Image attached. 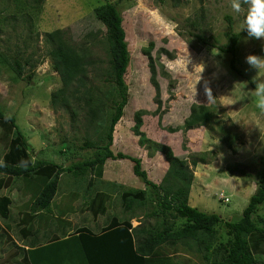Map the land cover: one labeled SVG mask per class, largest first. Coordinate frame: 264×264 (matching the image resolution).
Instances as JSON below:
<instances>
[{
	"label": "trees",
	"instance_id": "trees-1",
	"mask_svg": "<svg viewBox=\"0 0 264 264\" xmlns=\"http://www.w3.org/2000/svg\"><path fill=\"white\" fill-rule=\"evenodd\" d=\"M12 1L14 11H11V0L0 10V36L5 25L10 24L14 28L19 20L28 24L30 35L22 37L23 45L16 43L14 49L10 45L7 50L0 51V63L12 73L13 80H30L35 68L43 61L35 59V51L28 52L27 49L31 45L32 34L37 36L35 41L40 38L36 26L44 0ZM121 1H109L94 8L96 20L105 28L106 66H98L99 60L89 40L76 42L64 28L47 31L44 35L48 47L46 53L62 83L51 93V105L56 110L60 107L69 110L73 122L83 123L86 132L81 144H66L67 153L59 150L65 155L64 162L37 158L15 114L0 107V142L5 149L0 159V189L20 182L19 189L25 196L29 195L21 208L22 216L17 226L30 247L28 254L18 262L40 264L43 258L44 264H264V155L254 174L244 171L239 164L227 167L231 175L244 171V175L254 176L257 182V189L241 217L231 219L201 210L190 203L194 169L188 159L176 155L170 145L154 143L152 146L162 152L170 164L161 183L149 178L141 157L115 153L112 149L114 133L130 100L127 74L131 52L119 6ZM175 1L180 4L182 0ZM205 17L201 13L188 19L193 28L189 33L197 38L198 44L217 46L230 53V71L244 76L236 65L242 33L234 31L233 15L225 16L229 21V29L225 32L228 41L221 45L218 39L211 41L207 37ZM97 34L98 31H91L86 35L97 37ZM154 47L152 41L143 47V53L149 59L151 79L157 90L159 107L155 115L163 103ZM163 51L171 54L163 48L158 52V58ZM27 69L29 73H26ZM92 74L102 80V84L95 83V78L91 79ZM163 74L168 76L166 72ZM145 114H148L145 109H138L133 126L143 146L151 142L142 129ZM200 126L218 131L222 142L229 149L236 150L238 134L226 126L224 118H218L215 105L194 102L182 124L166 129L177 133ZM91 149L93 154L91 152L83 158L82 152ZM213 152L194 154L191 163L197 166ZM118 158L134 161L133 171L145 180V188H125L120 182L104 179L108 160ZM66 160L71 161L67 166ZM65 173L74 179L76 190L73 192L59 190ZM115 194L121 198L123 210L113 214L108 208ZM60 195L64 198L58 202L56 198ZM80 198L84 200L80 206L90 210L95 217L105 216L100 230L82 226L68 231L70 233L65 231L72 225L66 217L77 210L74 201ZM13 203L11 195L0 194L2 218L11 219ZM135 217H139L142 223L134 226L132 219ZM223 227L225 233L221 231ZM1 234V238L5 235L12 240L7 230ZM183 254H189V257L185 258ZM190 255L199 261L195 262ZM12 256L16 257L15 254Z\"/></svg>",
	"mask_w": 264,
	"mask_h": 264
},
{
	"label": "rangeland",
	"instance_id": "rangeland-1",
	"mask_svg": "<svg viewBox=\"0 0 264 264\" xmlns=\"http://www.w3.org/2000/svg\"><path fill=\"white\" fill-rule=\"evenodd\" d=\"M7 1L0 0V10L7 5ZM109 1L116 3L119 0H44L36 26L40 38L35 41L37 36L32 34L31 45L27 49L28 52L35 51V59L43 60L35 68L33 77L30 80H13L12 73L0 63V107L15 114L17 123L37 158L64 162L65 155L59 150L63 149L67 153L66 144L79 145L86 136L84 124L73 122L69 110L61 107L56 110L51 105V93L61 87L62 83L46 53L48 47L44 35L56 28L67 29L76 42L87 39L93 43L99 60L98 66H106L108 57L105 28L96 20L94 8ZM119 6L131 52L127 74L130 100L114 133L112 149L115 153L123 152L141 157L149 178L161 183L170 164L166 156L152 146L154 143L170 145L175 154L187 158L190 167L194 169L190 203L207 212H216L231 219L240 218L257 189L255 177L244 175V171L254 174L264 155V112L256 107L253 94L256 87L253 78L264 79V72L258 74L245 62V58L249 54L264 57V39L248 37L246 29L243 30L244 13L233 12L231 0H182L180 4H176L175 0H122ZM11 9L15 10L12 0ZM201 13L206 15L204 29L207 30V37L211 41L218 39L220 45L228 41L225 32L229 29V21L225 16L233 15V29L242 33L236 65L244 76L230 71V53L221 51L217 46L198 44L197 38L189 33L193 28L188 19ZM12 26H4L5 31L0 36V51L7 50L10 45L14 49L16 43L23 45V39L30 35L26 22L19 20L16 27ZM91 31H98L97 37L86 35ZM152 41L155 44L153 56L157 58L160 98L163 103L161 110L155 115L154 112L159 107L157 90L151 79L149 59L143 53V47ZM163 48L171 54L163 51L158 58V52ZM29 72L27 69L26 73ZM91 77L92 80L95 78L93 74ZM94 81L102 84V80L97 78ZM206 81L211 82L214 98L210 101L204 94ZM194 102L217 107L218 118H224L226 126L238 134L236 150L229 149L222 142L221 133L207 126L177 133L166 129L182 124ZM138 109L148 112L144 116L142 129L151 142L144 146L140 143V136L133 131L135 112ZM4 151L0 142V159ZM207 151L214 152L208 155L205 162L200 161L197 166L191 163L194 154ZM91 152L93 154L92 149L82 152V157ZM70 162L66 160L65 165ZM237 164L244 171L233 176L227 167ZM133 167L134 161L129 158L110 159L105 165L104 179L120 182L125 188H145V180L134 173ZM72 180L74 179L65 173L59 190L66 193L75 191L76 184ZM16 184L0 189V194H9L14 199L11 219L6 220L0 216V234L4 235V230H7L12 239L16 238L20 243L17 223L21 208L29 195L25 196L19 189L20 182ZM63 198L60 195L57 200L60 202ZM79 201L75 204L76 208L82 207L80 205L84 200L80 198ZM108 209L113 214L122 212V200L117 194ZM83 218L92 219V216L89 211H77L70 215L75 226L81 225ZM100 221H105V216ZM141 223L139 217L132 219L134 226ZM221 231L225 233L224 227ZM15 244L17 242L7 239L5 235L0 237V264L6 260L14 264L15 259L19 260L15 257L13 261L9 257ZM183 257H189V254H183ZM194 260L199 261L197 258Z\"/></svg>",
	"mask_w": 264,
	"mask_h": 264
},
{
	"label": "clouds",
	"instance_id": "clouds-1",
	"mask_svg": "<svg viewBox=\"0 0 264 264\" xmlns=\"http://www.w3.org/2000/svg\"><path fill=\"white\" fill-rule=\"evenodd\" d=\"M231 8L237 14L244 13L243 30L246 29L249 38L264 39V0H231ZM245 62L258 74L264 72V57L249 54ZM253 82L256 85L253 91L256 107L264 112V79L254 77ZM204 94L208 101L214 98L210 81L205 82Z\"/></svg>",
	"mask_w": 264,
	"mask_h": 264
},
{
	"label": "crops",
	"instance_id": "crops-1",
	"mask_svg": "<svg viewBox=\"0 0 264 264\" xmlns=\"http://www.w3.org/2000/svg\"><path fill=\"white\" fill-rule=\"evenodd\" d=\"M77 201H79V200H75L74 201V205L77 203ZM76 209L77 210L75 212L70 213L66 217V219H68V220H70L72 222V225L70 227H67L68 229L65 228V231L67 230V233H70V232L74 231L75 228H79V227H82V226H90L93 229L100 230L102 228V226L104 225L105 221H102V222L100 221V219L102 218V216L95 217V215L90 210L85 209L83 206L82 207H78ZM77 211H81L82 213H84V211H89V213L92 216V219H90V218H85L84 219L83 218V221L81 222V225L75 226V224L73 223V221L70 219V215H73ZM21 216H22V213H21ZM19 220H20V218H19ZM19 220H18V222H19ZM89 220H93V221L91 222ZM17 231L19 232V227H18ZM68 231H70V232H68ZM57 234H60V233H57ZM18 235H19V238H20V241H21L20 243L18 242V240L16 238H14V240L13 239L12 240L10 239L11 241L17 242V244H15L16 246L14 245V247H13L14 250L9 253V257L12 258L13 261H14L15 258L12 255L15 254V256L18 257L19 258V261L21 262L23 260L24 255L28 254L27 249H29L30 246L26 244L27 243L26 240L22 237V235H20V233ZM22 247H24V248H22ZM40 261H41L40 264H44L45 263V260H43V258L40 259ZM20 262H18V260L15 259V263L14 264H21ZM3 264H12V263L11 262H7V260H6V262H4Z\"/></svg>",
	"mask_w": 264,
	"mask_h": 264
}]
</instances>
